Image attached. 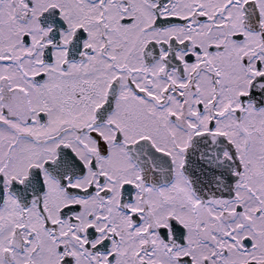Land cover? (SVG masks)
<instances>
[{"label": "snow or ice", "instance_id": "6c2138e0", "mask_svg": "<svg viewBox=\"0 0 264 264\" xmlns=\"http://www.w3.org/2000/svg\"><path fill=\"white\" fill-rule=\"evenodd\" d=\"M0 264H264V0H0Z\"/></svg>", "mask_w": 264, "mask_h": 264}]
</instances>
